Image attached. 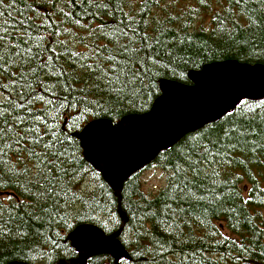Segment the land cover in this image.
I'll return each mask as SVG.
<instances>
[{
	"label": "trees",
	"instance_id": "16d2710c",
	"mask_svg": "<svg viewBox=\"0 0 264 264\" xmlns=\"http://www.w3.org/2000/svg\"><path fill=\"white\" fill-rule=\"evenodd\" d=\"M226 59L264 65V0H0V264H69L77 224L110 234L121 213L119 264H264V100L161 151L154 194L144 167L118 199L76 136Z\"/></svg>",
	"mask_w": 264,
	"mask_h": 264
},
{
	"label": "water",
	"instance_id": "95a60500",
	"mask_svg": "<svg viewBox=\"0 0 264 264\" xmlns=\"http://www.w3.org/2000/svg\"><path fill=\"white\" fill-rule=\"evenodd\" d=\"M188 79L190 83L161 79L160 94L147 111L126 115L117 124L105 118L91 119L76 134L84 159L100 173L118 199L127 179L184 135L217 121L243 100L264 99L261 63L235 59L214 61L190 70ZM121 216V228L111 234L92 222L77 224L67 236L78 251V256L69 264H84L98 254L110 255L116 264L121 258H128L120 240L126 221L123 213ZM56 264H65V261Z\"/></svg>",
	"mask_w": 264,
	"mask_h": 264
},
{
	"label": "rangeland",
	"instance_id": "374dc122",
	"mask_svg": "<svg viewBox=\"0 0 264 264\" xmlns=\"http://www.w3.org/2000/svg\"><path fill=\"white\" fill-rule=\"evenodd\" d=\"M140 175L141 187L148 194L156 193L165 184V174L158 167H146Z\"/></svg>",
	"mask_w": 264,
	"mask_h": 264
},
{
	"label": "bare ground",
	"instance_id": "6f19581e",
	"mask_svg": "<svg viewBox=\"0 0 264 264\" xmlns=\"http://www.w3.org/2000/svg\"><path fill=\"white\" fill-rule=\"evenodd\" d=\"M119 207V206H118ZM28 264V263H27Z\"/></svg>",
	"mask_w": 264,
	"mask_h": 264
}]
</instances>
